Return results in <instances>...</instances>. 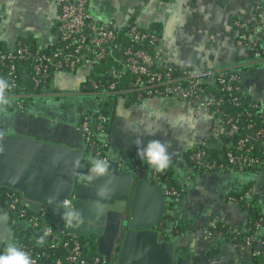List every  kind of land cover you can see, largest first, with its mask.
Segmentation results:
<instances>
[{"label":"crops","instance_id":"0c3cea01","mask_svg":"<svg viewBox=\"0 0 264 264\" xmlns=\"http://www.w3.org/2000/svg\"><path fill=\"white\" fill-rule=\"evenodd\" d=\"M87 1L89 15L102 23H115L121 28L135 24L145 30L156 29L161 36L159 66L175 70L210 67L236 71L245 96L256 103L264 115L263 0ZM55 15L54 0H0V42L11 47L24 37L30 44L47 50L55 40ZM236 22L252 33L262 59H255L249 48L238 44ZM86 73L78 70L53 76L49 90L55 98L32 101L24 115L31 119L30 123L45 129L44 136L28 134L86 151L77 129L80 116L78 123L72 118L77 117L78 107L83 108V112L92 106L102 108L107 112L106 132L102 136L107 159L119 166L132 167L148 178L155 170L137 157L138 147L151 140L147 138L166 142L170 145L172 162L161 173L168 183L184 189L183 196L176 199L173 206L174 229L189 258L195 264H256L258 259L253 252H257L264 262L261 254L264 249V174L258 171L197 173L191 170L186 159L187 153L199 144L216 143L211 114L165 98L137 103L128 96H120L98 101L82 92ZM165 137L167 140H163ZM248 190L253 209L230 200ZM4 201L1 195L0 209L6 211ZM51 215L60 228L59 211L53 209ZM255 217L262 218L258 228L251 226ZM13 220L9 222L13 229L12 243L21 245L28 226L22 221L13 224Z\"/></svg>","mask_w":264,"mask_h":264},{"label":"built area","instance_id":"2783aa9c","mask_svg":"<svg viewBox=\"0 0 264 264\" xmlns=\"http://www.w3.org/2000/svg\"><path fill=\"white\" fill-rule=\"evenodd\" d=\"M54 2L55 40L49 49L41 50L24 37L17 39L11 47L0 42V78L10 84L6 93L9 109L27 114L28 104L34 99L54 96L49 85L56 73H76L85 69L89 72L82 84L83 94H91L98 101L109 96H128L137 103L150 98L180 101L211 114L214 136L238 132L239 115L237 118L229 116L227 106L246 107L254 112L258 110L256 103L245 104L243 101L244 92L236 71L210 67L175 70L159 66L161 36L156 29L145 30L135 24L121 28L115 23H102L89 15L87 0ZM235 26L238 44L249 48L255 59H262L252 33L239 22ZM92 72L98 77H91ZM245 115L252 117L251 111H246ZM106 123L107 117L100 113L91 112L80 118L77 129L83 137L89 159L107 158L106 144L102 140ZM210 156L206 148L197 146L187 153L186 159L191 170L197 173L254 169L264 174V122L259 126L252 121L246 123L244 133L227 151L217 153L216 158ZM157 179V171L151 172L150 180L163 186L167 201L183 194V189L168 187L156 182ZM0 195L6 202L7 210L16 213L13 224L18 220L26 223L31 230L41 229L42 236L53 242L48 249H53L58 241L67 250L66 255L54 260V264H105L99 255L86 259L77 236L65 231L54 233L41 213L35 214L21 206L20 195L1 189ZM230 200L246 207L251 205L249 190ZM69 204L65 201L64 206ZM261 222L262 218L255 217L251 226L258 228ZM20 246L29 252L34 264H39L42 259L47 261L49 257L44 252L35 253L23 240ZM253 256L258 257L259 253L253 252Z\"/></svg>","mask_w":264,"mask_h":264},{"label":"water","instance_id":"95a60500","mask_svg":"<svg viewBox=\"0 0 264 264\" xmlns=\"http://www.w3.org/2000/svg\"><path fill=\"white\" fill-rule=\"evenodd\" d=\"M0 131V189L16 192L21 206L35 214L64 208L61 230L94 242L105 264H195L176 237L175 210L162 185L116 162L107 177L87 185L79 178L87 172L84 149ZM101 189L108 191L101 196ZM72 209L81 215L70 223L65 214ZM15 216L0 209V249L12 243Z\"/></svg>","mask_w":264,"mask_h":264},{"label":"trees","instance_id":"16d2710c","mask_svg":"<svg viewBox=\"0 0 264 264\" xmlns=\"http://www.w3.org/2000/svg\"><path fill=\"white\" fill-rule=\"evenodd\" d=\"M83 71L85 73L89 72V71H87L85 69H83ZM87 73H86V75H87ZM91 75H92L91 77H93V78H97L98 77L93 72L91 73ZM109 97L117 98V97H120V96H109ZM243 101L245 102V104L248 103V102H250V103L252 102V100H249V98H247L245 96V94L243 95ZM246 111H251L252 117L247 118L246 115H245ZM82 112H83V110H82ZM82 112L80 113V115L78 114L80 116V118L83 117V115L89 114L91 112L92 113H100V114H102V115L107 117V112L105 110H103L102 108H99V107H95V106H92L90 109L86 110L83 113ZM226 113L229 116H233L234 118H237L236 116L239 115V117H238V132L235 133V134L228 133V134H221V135H218V136H214V139H215L214 141L216 143L213 144V145H211V142L210 143H206V144H204V143L199 144L198 147L206 148V150L211 153V156H210L211 158H216L217 157V153L218 154H223L225 151H227L233 145V143L236 141V139L238 137H240L242 135V133H244V128H245L246 123L252 121V122L255 123L256 126H259L262 122H264V115L258 113V110H256L254 112V110H251L250 108H246V107L233 108V107H228L227 106L226 107ZM75 118H72L74 120V123L76 121ZM77 123H78V121H77ZM106 127H107V123L104 125V133H103V135L106 132ZM89 161H90L89 156L86 154L84 165L87 168L89 167ZM245 171H255V170L251 169V170H245ZM157 173H158V179H157L156 182L164 183L168 187H174V188L179 189V190L182 189L178 185H175L173 183H168L165 180V176L162 175L161 172H157ZM1 190H3V189H1ZM7 192H10L12 194L17 195L16 192L11 191V190H7ZM183 193H184V189H183ZM182 196H183V194L180 197H178V198H170L168 200L169 206H171V207L174 206V204L176 202V199H179ZM250 208H252V206ZM41 214L44 217L43 218L44 222L47 224V226L49 228L52 229V231L54 233H57V234L61 233V231H62L61 228H58L56 226V224H55V222H54V220L52 218L51 210L44 209L41 212ZM13 219H16V218H13ZM17 222H18V220H17ZM41 237H43L41 229L31 230L29 227H27V230H25V232H24V234L22 236V240L24 241L25 244H27L29 247H31L34 250L35 253L44 252L45 254H48L49 257H47V264H54V260L55 259L61 258L62 256L66 255L67 250L65 248H62L58 241L55 242V247L53 249H48V246L53 243L50 238L43 237L45 239V243L44 244L37 243V241ZM77 238H78V241L80 242V244L83 247V253H84L86 259L89 260L92 257L98 255L97 252H96V249H95L94 242L87 241V240H85L83 238H79V237H77ZM256 259H258V260H255V262L257 263L259 261L261 262V259H263V258L262 257H260V258L257 257Z\"/></svg>","mask_w":264,"mask_h":264},{"label":"clouds","instance_id":"9594fccd","mask_svg":"<svg viewBox=\"0 0 264 264\" xmlns=\"http://www.w3.org/2000/svg\"><path fill=\"white\" fill-rule=\"evenodd\" d=\"M10 84L6 79L0 78V105L9 103L6 95ZM170 145L160 140H150L146 144H141L137 150V157L150 168L157 172H164L170 166L172 157L169 152ZM80 162H74V167L79 168ZM109 159L103 157H92L89 161L88 171L80 173L81 182L87 185H95L96 181L107 177L110 174ZM108 190L101 189L99 195L103 196ZM80 213L72 209L65 214L68 222H72L80 217ZM39 244H44L45 239L39 238ZM0 264H34L29 252L16 243H10L3 250H0Z\"/></svg>","mask_w":264,"mask_h":264},{"label":"flooded vegetation","instance_id":"af4514ba","mask_svg":"<svg viewBox=\"0 0 264 264\" xmlns=\"http://www.w3.org/2000/svg\"><path fill=\"white\" fill-rule=\"evenodd\" d=\"M77 109H78L77 112L80 115L83 108L78 107ZM79 115H76L77 117L75 118L76 119L75 123H77V121L79 120ZM2 120L3 121H1V123H0V128H2L3 133L27 132V133H31V134L36 135V136H44L42 131H45V129L43 130L42 129L43 127H41V125L39 126L38 124H33L32 122L30 123L29 121L31 119H27V117H23L17 111H14L10 117H6L5 119L2 118ZM147 139L148 140H150V139L151 140H157L158 138L154 137V138H147ZM163 140H167L166 137ZM168 140H169V138H168ZM57 210L59 211L60 215L62 216L63 212H64V208H59Z\"/></svg>","mask_w":264,"mask_h":264},{"label":"rangeland","instance_id":"374dc122","mask_svg":"<svg viewBox=\"0 0 264 264\" xmlns=\"http://www.w3.org/2000/svg\"><path fill=\"white\" fill-rule=\"evenodd\" d=\"M50 97H54V96H50ZM59 97H63V96H59ZM54 98H55V97H54ZM72 98H73V97H72ZM40 99H41V98L34 99V101H35V100H40ZM28 109H29V108H28ZM14 111H17V110H11V109L8 108V106H6V105H1V107H0V120L2 121V118H4V117H3L4 113H6V114H13ZM17 112H18V111H17ZM18 113L24 117L23 114H21L20 112H18Z\"/></svg>","mask_w":264,"mask_h":264}]
</instances>
